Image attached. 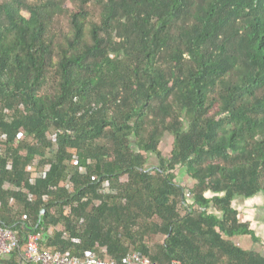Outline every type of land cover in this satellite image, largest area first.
Segmentation results:
<instances>
[{
  "label": "trees",
  "instance_id": "trees-1",
  "mask_svg": "<svg viewBox=\"0 0 264 264\" xmlns=\"http://www.w3.org/2000/svg\"><path fill=\"white\" fill-rule=\"evenodd\" d=\"M259 192L264 0H0V227L22 245L5 264H36L37 233L80 259L264 264L233 242H260L233 206Z\"/></svg>",
  "mask_w": 264,
  "mask_h": 264
},
{
  "label": "built area",
  "instance_id": "built-area-1",
  "mask_svg": "<svg viewBox=\"0 0 264 264\" xmlns=\"http://www.w3.org/2000/svg\"><path fill=\"white\" fill-rule=\"evenodd\" d=\"M52 140H55V135L49 134ZM9 168L11 167V162L8 163ZM51 165L46 164L44 168L39 167V163L36 161L27 166L26 171L30 174V179L32 182L39 178H43ZM82 173H86V169H81ZM127 175H123L121 180H126ZM111 189L107 181L102 182L101 191L109 192ZM31 197V196H30ZM66 214L70 215L71 210L67 208ZM42 235L40 233L31 234L27 238L25 246V258L28 263L36 264H117L115 261L111 260L107 256L106 249L103 247L100 251L86 259H80L71 256L69 253H62L60 251H51L41 244ZM22 245L20 244V238L18 233L11 228L0 227V264H5L3 262L4 258L10 256L17 249H20ZM122 264H156L151 262L147 257L142 256L135 250H131ZM171 264H180L179 261L173 260Z\"/></svg>",
  "mask_w": 264,
  "mask_h": 264
},
{
  "label": "crops",
  "instance_id": "crops-1",
  "mask_svg": "<svg viewBox=\"0 0 264 264\" xmlns=\"http://www.w3.org/2000/svg\"><path fill=\"white\" fill-rule=\"evenodd\" d=\"M233 206L239 212L241 222L250 224L260 242H255L251 236L239 235L233 237V242L247 250L264 249V192H259L250 198L236 197Z\"/></svg>",
  "mask_w": 264,
  "mask_h": 264
},
{
  "label": "rangeland",
  "instance_id": "rangeland-1",
  "mask_svg": "<svg viewBox=\"0 0 264 264\" xmlns=\"http://www.w3.org/2000/svg\"><path fill=\"white\" fill-rule=\"evenodd\" d=\"M171 142H172L171 136L167 135L161 144V150H162L163 154H167V152L170 150ZM152 161L154 162L155 160L152 159ZM176 172L178 174L177 182L179 184H181L187 188L192 186V180L186 175L185 170L183 168L178 167L176 169ZM180 211L183 212V210L181 208H180Z\"/></svg>",
  "mask_w": 264,
  "mask_h": 264
}]
</instances>
